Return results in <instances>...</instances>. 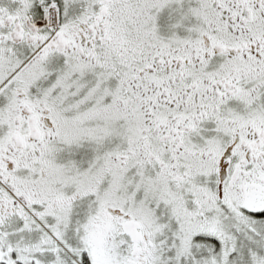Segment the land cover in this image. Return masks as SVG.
Segmentation results:
<instances>
[{
  "label": "snow or ice",
  "instance_id": "6c2138e0",
  "mask_svg": "<svg viewBox=\"0 0 264 264\" xmlns=\"http://www.w3.org/2000/svg\"><path fill=\"white\" fill-rule=\"evenodd\" d=\"M0 264H264V0H0Z\"/></svg>",
  "mask_w": 264,
  "mask_h": 264
}]
</instances>
